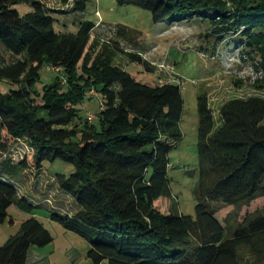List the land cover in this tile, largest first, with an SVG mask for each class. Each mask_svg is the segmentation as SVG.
<instances>
[{"label":"trees","instance_id":"obj_1","mask_svg":"<svg viewBox=\"0 0 264 264\" xmlns=\"http://www.w3.org/2000/svg\"><path fill=\"white\" fill-rule=\"evenodd\" d=\"M45 1L0 0V45L11 59L0 54V83L17 86L0 92V156L22 139L30 148L17 163L0 162V225L12 204L28 213L34 208L11 180L39 172L45 162L62 161L74 172L54 182L77 208L50 218L88 241L92 264H264V204L232 229L210 206L239 211L264 200V100H229L216 119L207 96L199 95L195 219L180 216L167 178L168 153L182 138L179 87L169 81L139 83L114 64L117 43L96 37L91 22L79 21L76 34L56 33L50 14H82L85 2L54 0L59 8L50 9ZM115 2L149 12L154 24L198 20L219 42L233 34L245 55L259 57L264 68V0ZM22 3L32 12L20 16L11 9ZM126 56L148 70L139 55ZM42 68L60 75L39 91ZM253 87L264 90V81ZM85 100L97 103L91 121V114L79 115ZM52 240L32 217L0 247V264H28L30 250ZM241 251L249 254L248 262Z\"/></svg>","mask_w":264,"mask_h":264},{"label":"rangeland","instance_id":"obj_2","mask_svg":"<svg viewBox=\"0 0 264 264\" xmlns=\"http://www.w3.org/2000/svg\"><path fill=\"white\" fill-rule=\"evenodd\" d=\"M74 1L70 0L69 5L73 6ZM76 1L85 2L82 14L72 10L64 12V15L55 14L59 13L55 11L50 14L55 20L56 33L76 34L79 21L91 22L97 27L96 37L104 43H110V46L113 42L117 43L114 64L135 77L139 83L154 86L169 81L179 87L183 100L180 120L182 138L168 153L167 178L176 212L180 216L195 219L198 97L202 93L207 96L216 119L219 108L229 100L251 97L264 100V90L253 87L255 81H264V68L260 65V58L247 57L239 38L233 34L224 36L223 41L219 42L218 37L209 34L205 23L195 19L173 24H154L149 12L131 5L119 6L115 0ZM44 3L50 9L59 8L54 0ZM11 9L20 16L32 12L31 6L26 3L12 6ZM115 29L120 30L125 37L117 36ZM213 47L214 52L211 51ZM3 53L5 49L0 45V54ZM127 53L139 55L148 64V70L131 62ZM3 56L8 62L11 60L6 54ZM58 75L42 68L35 89L40 91L43 86L52 84ZM16 89L15 85L0 83L2 93ZM78 110L82 118L89 114L92 116L97 110V103L85 100ZM29 151V141L19 140L0 156V162L7 158L17 163ZM73 172L74 168L69 163L45 162L39 172L31 170L11 180L19 194L34 208L28 213L16 204L9 207L8 220L0 225V247L19 232L24 221L33 217L49 232L53 240L44 248H32L30 264H92L87 258L90 249L88 241L65 230L50 218L51 214L65 217L75 212V203L70 198L61 196L54 182L57 176L69 177ZM50 204L57 209L51 211ZM263 204L264 200L260 199L239 211H233L221 203H212L210 206L217 220L232 229L235 222H240L245 214L262 208ZM190 243L191 246L196 245L193 239H190ZM240 258L243 262H248L250 256L246 251H241ZM101 264L108 263L105 261Z\"/></svg>","mask_w":264,"mask_h":264},{"label":"built area","instance_id":"obj_3","mask_svg":"<svg viewBox=\"0 0 264 264\" xmlns=\"http://www.w3.org/2000/svg\"><path fill=\"white\" fill-rule=\"evenodd\" d=\"M57 71V70H56ZM93 117L91 115L88 116V120L91 121Z\"/></svg>","mask_w":264,"mask_h":264},{"label":"crops","instance_id":"obj_4","mask_svg":"<svg viewBox=\"0 0 264 264\" xmlns=\"http://www.w3.org/2000/svg\"><path fill=\"white\" fill-rule=\"evenodd\" d=\"M30 253H31V250H30ZM30 253H29V255H28V264H30L29 263V260H30ZM34 264V263H33Z\"/></svg>","mask_w":264,"mask_h":264}]
</instances>
